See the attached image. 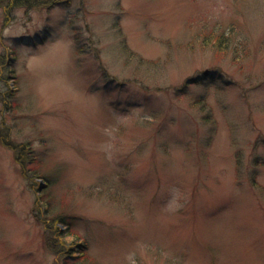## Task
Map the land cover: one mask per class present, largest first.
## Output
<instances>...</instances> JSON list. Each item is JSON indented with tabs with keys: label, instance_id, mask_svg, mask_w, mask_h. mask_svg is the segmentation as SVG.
Segmentation results:
<instances>
[{
	"label": "rangeland",
	"instance_id": "rangeland-1",
	"mask_svg": "<svg viewBox=\"0 0 264 264\" xmlns=\"http://www.w3.org/2000/svg\"><path fill=\"white\" fill-rule=\"evenodd\" d=\"M6 6L0 264H264V0Z\"/></svg>",
	"mask_w": 264,
	"mask_h": 264
},
{
	"label": "trees",
	"instance_id": "trees-1",
	"mask_svg": "<svg viewBox=\"0 0 264 264\" xmlns=\"http://www.w3.org/2000/svg\"><path fill=\"white\" fill-rule=\"evenodd\" d=\"M28 0H0V6H4L7 4V8L11 9L14 5L18 6V5H24L26 4ZM13 5V6H12ZM9 12V10H8ZM52 222H54L55 220H51Z\"/></svg>",
	"mask_w": 264,
	"mask_h": 264
}]
</instances>
